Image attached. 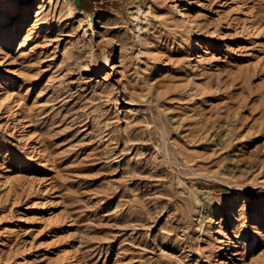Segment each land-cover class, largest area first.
<instances>
[{
  "label": "rangeland",
  "instance_id": "1",
  "mask_svg": "<svg viewBox=\"0 0 264 264\" xmlns=\"http://www.w3.org/2000/svg\"><path fill=\"white\" fill-rule=\"evenodd\" d=\"M16 2L0 264H264V0Z\"/></svg>",
  "mask_w": 264,
  "mask_h": 264
},
{
  "label": "bare ground",
  "instance_id": "2",
  "mask_svg": "<svg viewBox=\"0 0 264 264\" xmlns=\"http://www.w3.org/2000/svg\"><path fill=\"white\" fill-rule=\"evenodd\" d=\"M17 0H0V4L1 5H11V6H15L16 7V5H19V4H16L17 2H16ZM41 1H44V0H41ZM10 7V6H9ZM3 11V8H1L0 9V13ZM8 23V21L5 23V24H2L1 26H0V33H2V28L6 25ZM9 37V36H8Z\"/></svg>",
  "mask_w": 264,
  "mask_h": 264
},
{
  "label": "water",
  "instance_id": "3",
  "mask_svg": "<svg viewBox=\"0 0 264 264\" xmlns=\"http://www.w3.org/2000/svg\"><path fill=\"white\" fill-rule=\"evenodd\" d=\"M76 4H77V5L79 4V0H76Z\"/></svg>",
  "mask_w": 264,
  "mask_h": 264
}]
</instances>
